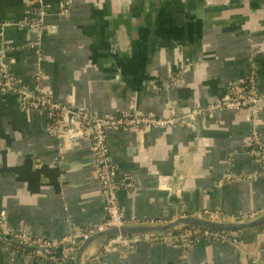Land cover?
I'll list each match as a JSON object with an SVG mask.
<instances>
[{"label": "crops", "instance_id": "crops-1", "mask_svg": "<svg viewBox=\"0 0 264 264\" xmlns=\"http://www.w3.org/2000/svg\"><path fill=\"white\" fill-rule=\"evenodd\" d=\"M65 1L0 0V49L10 72L29 86L35 34L18 24L35 17L40 2L46 6L44 22L53 29L40 40V88L60 104L100 115L129 109L166 116L174 107L179 115L250 76L264 94V0H71L63 13ZM184 67L180 81L165 87ZM254 131L264 140V102L257 123L247 110L220 109L171 127L108 129L114 178L134 181L118 192L124 216L164 223L204 210L228 220L263 213V169L248 145ZM95 172L87 137L60 150L45 110L22 109L15 95L0 94V216L10 227L58 240L99 223ZM236 232L239 247L141 242L100 261L92 242L81 264H264V223ZM59 251L30 255L0 243V264H56Z\"/></svg>", "mask_w": 264, "mask_h": 264}, {"label": "built area", "instance_id": "built-area-1", "mask_svg": "<svg viewBox=\"0 0 264 264\" xmlns=\"http://www.w3.org/2000/svg\"><path fill=\"white\" fill-rule=\"evenodd\" d=\"M71 0H66L62 5L61 12L65 13ZM46 6L40 2L35 11L36 16L31 17L25 22L18 24L20 27L31 29L35 34V39L30 45L36 48L37 52V71L35 83L29 86L14 76L8 67L5 49H0V94L11 93L15 95L20 107L29 110H45L47 117V130L51 135L56 136L59 149L69 146V131L66 118L71 117L75 126V133L85 136L90 142L91 158L96 167V178L99 184L100 196L102 199L104 218L99 223L88 225L82 229L73 231L69 235L63 236L58 240L50 239L41 235H32L28 231L15 230L8 222L0 216V230L8 237V240L0 238V243L6 247L28 249L26 253L30 255H44L39 249H30L28 246L44 247L50 253L59 248V254L55 258L56 264H64L73 260L72 254L75 252L74 246L82 240H86L90 235L104 231L109 228H119L125 224L134 222L128 220L118 203V192L121 189H130L134 181L129 177H122L115 180V165L108 157L107 130L128 129H148L151 127H171L174 125L186 124V118L195 115H204L216 110L224 109L228 111L247 110L251 119L257 123L260 105L264 102V94H260L254 84L252 76L231 81L225 94L217 101L203 106H196L181 116L174 114L166 116H153L142 114L135 110L121 109L116 115L96 114L83 107H74L60 104L54 101L49 95L42 92L40 81L42 70L40 62L43 53L40 49V40L43 32L51 31L53 27L44 22ZM3 33L0 32V37ZM185 67L174 75L165 87L177 84L182 77ZM249 152L257 161L264 174V140L254 131L249 140ZM243 176H239L242 178ZM229 179V178H226ZM199 215L219 216L221 219L228 220L227 217L218 211L204 210L196 213ZM236 219V218H233ZM153 222V221H151ZM154 223V222H153ZM161 223V221H157ZM204 240L211 243H224L233 247H239L240 240L236 231H225L211 229L198 225L183 226L169 231L151 233H118L100 242V246L94 255L100 261L104 253L115 250L120 252H131L141 242L154 246H178L191 248L198 241Z\"/></svg>", "mask_w": 264, "mask_h": 264}, {"label": "water", "instance_id": "water-1", "mask_svg": "<svg viewBox=\"0 0 264 264\" xmlns=\"http://www.w3.org/2000/svg\"><path fill=\"white\" fill-rule=\"evenodd\" d=\"M6 52V50H5ZM71 106V105H69ZM171 112L174 115L181 116L182 114H177L176 109L172 107ZM194 116H189L186 118L187 123H192ZM68 123V131H69V146L71 145L74 138L78 137L75 133V126L72 122L70 116L66 118ZM264 223V212L256 215L254 217H248L245 220H223L219 216H209V215H186L180 216L177 215L171 221H165L164 223H130L125 224L119 228H109L104 231L96 232L90 235L86 240H82L79 242L77 239V243L74 244L76 247L75 252L72 254L73 256V264H81V257L85 248L92 242H98L97 246L99 248L100 241L107 239L111 236H114L118 233H126V234H133V233H151V232H161V231H169L172 229H176L183 226H191V225H198L202 227H207L211 229H218V230H225V231H240L244 229H249L261 225ZM0 238L3 240H8V237L0 230ZM30 249H39L46 253V249L44 247L39 246H28ZM59 250V248H57ZM69 262V261H68Z\"/></svg>", "mask_w": 264, "mask_h": 264}, {"label": "trees", "instance_id": "trees-1", "mask_svg": "<svg viewBox=\"0 0 264 264\" xmlns=\"http://www.w3.org/2000/svg\"><path fill=\"white\" fill-rule=\"evenodd\" d=\"M19 249L22 250V251H24V252H27L28 251V249L23 248V247H20ZM64 264H70V262H64Z\"/></svg>", "mask_w": 264, "mask_h": 264}]
</instances>
